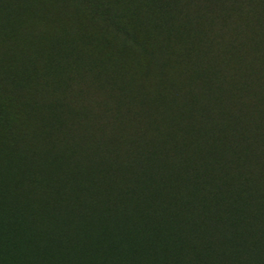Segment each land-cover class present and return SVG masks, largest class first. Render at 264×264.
Masks as SVG:
<instances>
[{
  "label": "rangeland",
  "instance_id": "1",
  "mask_svg": "<svg viewBox=\"0 0 264 264\" xmlns=\"http://www.w3.org/2000/svg\"><path fill=\"white\" fill-rule=\"evenodd\" d=\"M209 39L220 44L206 46ZM114 70L126 85L124 102L132 85L145 86L136 95L145 139L133 143L127 122L128 136L118 140L123 152L155 150L148 128L167 123L190 139L189 126H196L199 147L185 152L196 158L193 169L185 173L176 161L180 174L214 185L218 172L211 175L213 158L205 152L227 134L217 156L234 159L238 147L237 160L246 167L241 173L254 169L263 182L264 0H0V188L13 193L15 185L25 202L4 207L14 226L0 217V233L9 232L13 243L11 250L0 248L1 264H24L33 256L41 264H200L178 249L188 219L169 185L162 204L119 198L117 209L107 205L120 187L110 175L118 134L104 108L107 95L92 80ZM225 96L237 99L233 104ZM215 101L223 110L211 117L207 108ZM241 101L247 106L242 141L225 117ZM95 119L101 128L91 127ZM226 164L234 178L235 165ZM170 176L173 170L163 172V180ZM178 186L185 206L195 208L186 188L191 184ZM249 209L240 228L264 234V200L256 197ZM212 242L214 254L224 250L219 238ZM250 250L247 260L264 264L263 253ZM240 256L216 262L238 264Z\"/></svg>",
  "mask_w": 264,
  "mask_h": 264
},
{
  "label": "trees",
  "instance_id": "2",
  "mask_svg": "<svg viewBox=\"0 0 264 264\" xmlns=\"http://www.w3.org/2000/svg\"><path fill=\"white\" fill-rule=\"evenodd\" d=\"M213 44L219 45L220 41L218 39H209L206 41V46L210 47ZM259 59L260 56L255 54L253 57V66L257 68L255 69L257 75L261 76L263 68L261 67ZM122 80L121 75L116 70H114V72H99L92 80V83L95 86L97 85L98 88L103 90L107 95L104 108L113 115L112 118H114V121L111 122V124L115 127V132L118 134L115 139L117 143H115L113 147L114 153L112 156L114 157L110 159V175L116 177L120 187L117 192H111L114 194L108 195L107 205H112L117 209L119 207V198L130 199L138 206H141L146 200L153 205L162 204L163 196L161 193L165 190V184H167L169 185L167 187L173 188L174 203H177L181 209L184 208L185 217L187 216L188 219L183 223V226L189 229V232L187 235L185 233L182 235L185 238L183 240L184 243L178 245L179 251H184L186 248L188 250V255L193 256L200 264L206 262V264H217L216 261L230 262L237 255H242L240 256L242 260L238 262V264H253L247 260V254L249 253L247 248L249 250L251 249L250 251L252 253H256L258 250L264 255V234L263 231H255L254 229H250V234L246 233L244 231L245 228H240V221L244 211L250 212L249 207H251V202H255L256 197L259 201L264 200V179L263 182L259 181L256 177L255 170L251 168H248L247 172L241 173L246 167L237 160L240 156V153L236 152L238 147H236L235 152H233L232 156L236 157H234V159H232L231 156L230 158H226V156H223V158L217 156L220 153L221 147H223L222 144L229 138L227 134L222 137L221 135L218 136L215 142L216 145H213L205 152V157L210 156V158H213L211 162L213 168L210 171L211 175L213 176L215 172H218V176L214 181L215 184L200 183L198 180L199 178H197L195 174H192V178L189 179L185 173L192 171L193 168L190 166L196 158H194V156L189 157L185 152L189 149L195 150L199 147V141L196 139L199 133L197 130L199 127L196 126H189V131L192 132L191 138L189 137L190 139L182 137L175 128L172 133V129L167 123L153 130L148 128V130H151L150 133L154 141L158 144L155 150L146 151V154L139 153L136 150H125V152H123L120 146L121 142L118 140H123L128 136L124 126L127 122L133 124L131 128L132 132L129 137L132 138L133 143L145 139L138 125L142 113L140 109H136L138 103L136 99L137 92H142L145 86L141 81H139L136 86L132 85L130 98L124 102L122 96L123 93L126 92V85ZM228 98L229 97L225 96L224 100L226 101ZM233 99L237 98L230 96L229 100L234 104ZM120 105H127L128 107L125 110V108L123 109ZM246 108L247 106L244 102H236L233 108L229 110L230 112L226 113L225 116L227 125H235L233 128L234 132L239 135L241 141L244 140V136H246L244 127H242L241 130L239 128L243 124ZM222 110V104L220 105V102L215 101L207 108V113L211 117H214L215 115L218 116V113L220 111L222 112ZM263 112V110L259 111V113ZM61 114L63 115L64 113ZM208 114L203 122V126L208 125V120L210 119L208 118ZM122 120H124V123H122ZM92 125L91 127L93 128L95 126L101 128L96 119L92 122ZM164 127H166V129H164ZM162 129L164 130L162 131ZM163 137L168 139L167 143H164ZM212 155H216L217 158L215 159ZM171 161H173V167ZM176 161L178 169L180 168L185 172L184 174L178 172L175 166ZM230 162L235 165L234 178H231L227 169L226 163ZM172 170L173 177L170 176L168 180H163V172L167 173ZM193 172H195V170H193ZM245 173H248L249 176L242 175ZM212 176L209 175V177H211L209 178L210 181L214 178ZM181 182L191 184L190 188H186L191 190L189 196L195 199L194 204L196 201V207L193 209L185 206L188 202H182L184 199L181 197V194L179 195L180 190L178 189V185H180ZM115 186L118 187V185ZM11 191L13 193H8L0 188V217L2 219L3 215L7 216L6 221L10 223L8 224L9 227L14 226V224H12L10 220L11 214L5 212L4 207L8 206L9 203L12 204L13 207L25 203L23 202L24 197L15 192V185H13ZM203 207L206 211L199 213L197 209H202ZM256 208L255 206V209ZM218 209L221 211L216 212ZM259 210V208L256 209V211ZM225 232H229L231 236ZM7 235H9V232ZM7 235L0 233V248L4 247L7 250H11L13 243L6 237ZM35 235H37V230L33 228L30 231V238L35 240ZM217 238H219L221 244L224 245V250L214 254L212 241ZM35 244L38 246L37 248H41L42 246L39 242ZM1 260L0 257V264L4 261ZM24 264H41V260L33 256Z\"/></svg>",
  "mask_w": 264,
  "mask_h": 264
}]
</instances>
